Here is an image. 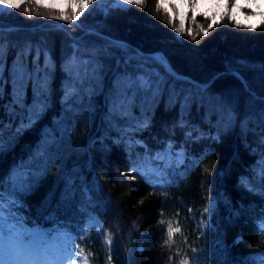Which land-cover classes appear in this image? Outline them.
I'll list each match as a JSON object with an SVG mask.
<instances>
[{
    "label": "trees",
    "instance_id": "obj_1",
    "mask_svg": "<svg viewBox=\"0 0 264 264\" xmlns=\"http://www.w3.org/2000/svg\"><path fill=\"white\" fill-rule=\"evenodd\" d=\"M156 3L146 0L143 8L131 4L107 14L85 11L74 21L56 19L59 11L31 2L0 14L5 142L0 179L16 166L29 171L37 166L31 189L19 196V214L28 226L72 229L75 218L94 213L114 237L110 264H251L253 255L264 254V234L257 227L264 218L258 175L264 166V23L251 29L224 16L208 29L212 21L195 16L181 34ZM26 7L34 9L31 16ZM45 51L55 62L46 78ZM74 53L92 59L89 69L102 66L99 79L83 86L70 81L67 62ZM155 53L183 79L148 56ZM20 64L31 74L23 104L14 103ZM124 73L160 77L168 88L155 98L134 88L126 107L112 112L116 82ZM45 79L41 101L36 85ZM73 84L76 92L66 96ZM173 86L178 93L199 95L182 106L183 95L179 101L169 98ZM39 102L46 104L43 113L17 133ZM227 107L236 120L226 129L220 115ZM169 146L182 150L183 161L163 168L157 182L140 165L145 158L154 163L156 152ZM213 199L215 210L205 213ZM169 224L180 228L171 238ZM90 250L91 264H109V249L99 235L93 234Z\"/></svg>",
    "mask_w": 264,
    "mask_h": 264
},
{
    "label": "snow or ice",
    "instance_id": "obj_2",
    "mask_svg": "<svg viewBox=\"0 0 264 264\" xmlns=\"http://www.w3.org/2000/svg\"><path fill=\"white\" fill-rule=\"evenodd\" d=\"M31 3L35 4L37 8L45 9H54L57 8L58 4H63L64 8L59 9L60 15L54 18L61 19L65 21H74L77 20L90 5L95 4L99 10L104 11L107 14L108 7H122L121 0H30ZM146 0H124L125 4H135L138 7L143 8L145 6ZM185 3L190 4L193 7L200 4L201 2L211 3L216 7H223L225 10L221 12L220 19L222 20L225 15H228V5L230 0H157L156 10L160 11L164 9L166 13H169L168 24L174 29L175 32L183 34L184 29V14H180V26L177 27L174 23L176 19V14L169 11V4L176 3ZM25 3V0H0V13L7 12L12 8L19 9L21 5ZM260 3H264V0H245L244 3H241V0H235L232 3V14L229 16V19L235 18V13L242 7L252 8L253 5L258 6ZM73 8L74 10L69 15L66 11L67 8ZM34 9L25 8V12L31 16ZM39 15V12H36ZM203 15L206 18L212 19L209 16V13H194L192 19L195 20V16ZM218 21L212 19V23L208 24V29H211L215 23ZM238 26H244L251 29H255L258 25L248 24L240 25L237 22ZM208 29H201L205 35L208 34ZM188 35L192 36V39L196 37L192 35L191 29L187 30ZM3 44H0V51H3ZM39 58V53L37 54ZM154 59L158 60L166 69L169 75L174 77L177 80L183 79L172 72L171 67L167 64L166 59L157 54ZM92 59L82 60L75 53L70 57L67 62V68L69 73V79L78 82L83 86L86 80H97L102 74L101 67H92L88 68V65L92 64ZM83 65V67H81ZM55 70V62L52 59L51 55L45 51L44 52V76L45 78L51 75ZM39 69L37 70V79H40ZM26 79L31 81V74L27 72L22 64H20L16 72L14 73V103L23 104L25 88H26ZM191 83V82H189ZM203 86L196 85V88L200 89ZM137 90H147L153 93V96L162 95L163 90L168 88V84L165 80L160 77H157L155 80L152 76L147 73H142L139 75H129L124 73L121 75L120 79L116 82V93L117 96L113 101V106L111 111L116 112L124 109L129 100V93L132 89ZM47 89L46 79L36 85V90L40 92V100H46V97L43 95ZM76 85L73 84L70 91H66L65 95H72L76 92ZM183 95V105L188 106L189 101L194 100L199 93H190L184 95L183 93H178L173 86L170 90V99L175 97L177 101L180 100ZM200 99L203 100V96H200ZM264 103V101H262ZM46 104L39 102L33 105L29 111L27 120L28 123H21V126L16 129L17 133L21 132L24 127L31 126L37 118L43 113ZM261 118L264 119V112H261ZM236 120V113L231 107L223 108L220 115V122L227 129L230 127L233 122ZM143 127H147V122H145ZM245 126H247L245 124ZM216 139L219 136L215 137ZM264 142V141H262ZM170 147L167 150L168 154L171 155ZM5 148V142L2 139V132H0V150ZM178 159H182V154H176ZM34 175L29 170H26L23 166H16L10 169L9 173L0 179V264H76L77 260H82L83 264H88V258L91 253L85 254L82 248H79L76 252L71 251L73 247H76L73 244V241L77 239L70 231L66 228L57 226L55 228H44L38 223H33L32 226H28L26 218L19 214V208L22 207V204L19 200V195L27 192L31 189L32 185L30 183V177ZM259 178L261 182L259 194L264 195V166L260 167ZM242 183L248 188L249 191L255 192L256 188L252 186V183L248 180H242ZM5 186H10L9 190ZM215 200H211L209 204L205 206L204 212L209 213L210 210H215ZM163 223V221H161ZM93 224L97 226L98 231H104V240L103 243L108 246L109 249V264L111 261V250L114 237L107 230L103 229V226L100 222L94 218L89 217V221L85 229L81 230V239L90 238L87 234V228L91 227ZM204 228H207V225H203ZM258 229L261 232H264V218H261L257 224ZM180 228H172L169 224L168 236L169 238L176 232H179ZM167 243V241L165 242ZM194 251V250H193ZM257 264H264V255H261L256 258ZM181 264H188L187 260H182Z\"/></svg>",
    "mask_w": 264,
    "mask_h": 264
},
{
    "label": "rangeland",
    "instance_id": "obj_3",
    "mask_svg": "<svg viewBox=\"0 0 264 264\" xmlns=\"http://www.w3.org/2000/svg\"><path fill=\"white\" fill-rule=\"evenodd\" d=\"M26 2H30V0H25V3ZM234 2H235V0H231L229 2L228 9H227L228 15H225V16L229 17L232 14V3H234ZM244 2H245V0H241V3H244ZM121 4L123 5L122 7H115V8H126L129 5H131V4H125L124 0H121ZM168 7H169V11L171 13L176 14L175 20L178 21L179 26H180V22H181L180 21V14L181 13L184 14V25H183L184 28L186 27V23L188 20L193 21L192 17H193L194 13L207 12V13H209V16L212 17V19H215L218 21L220 19L221 12H223L225 10L222 6L216 7L213 4L207 3V2H201L200 4L196 5L195 7H193L190 4L178 2L176 4H169ZM62 8H64V5L61 3V4H58L57 8H54L52 10L59 11V9H62ZM112 8L113 7H108V10L112 9ZM14 9H16V8H12L9 11L3 12V13H8L10 11H13ZM73 10L74 9L71 7L66 9V11L69 15L72 13ZM90 10L101 11V10H99V8L95 4L90 5L89 8L86 9L85 11H90ZM101 12L105 13L104 11H101ZM197 16H203V15L197 14L196 17ZM212 19H210V20L212 21ZM232 20H234L236 23L239 22V24H241V25H248V24L259 25L261 23H264V3H260L258 6L253 5L252 8H246V7L240 8L239 10L236 11L235 18ZM149 56L156 57L157 55L151 54ZM168 149L169 148H166V149L156 153L154 163L149 158L144 159L143 162L141 163V168L146 170V171L154 172L156 175H160V174L164 175V171H163L162 167L177 166L182 161V159H178V157L176 155L177 153H180V151L175 152V151L170 149L171 155H169L167 152ZM37 170H38V168H37V166H35L32 169L31 173L35 174L37 172ZM31 177H32V175H31ZM31 177H30V183H31ZM157 182H159V180ZM7 188L9 190H11L10 186H7ZM89 217H94L99 221L98 217L95 214L90 213L85 218L84 221H81L78 218H75L74 227L72 228V230H68L74 236L77 237V239H75L73 241V244L76 246V247H73L71 249V251H73V252H76L79 248H82L84 250L85 254L90 253L89 245L91 242V236L93 234L100 235L102 242L104 240V235H105L104 231H98L97 226L95 224H93L91 227L87 228V234H88V237H90V238H87V237L84 239L80 238L81 237V230L85 229V227L87 226L88 221H89ZM104 245L107 246L106 244H104ZM257 257H259V256H256L255 258H257ZM252 259L254 260V258H252ZM76 264H83V262H82V260H77ZM88 264H91L90 263V255L88 258ZM255 264H257V260H255Z\"/></svg>",
    "mask_w": 264,
    "mask_h": 264
},
{
    "label": "water",
    "instance_id": "obj_4",
    "mask_svg": "<svg viewBox=\"0 0 264 264\" xmlns=\"http://www.w3.org/2000/svg\"><path fill=\"white\" fill-rule=\"evenodd\" d=\"M156 55L158 54V53H155ZM148 55H150V54H148Z\"/></svg>",
    "mask_w": 264,
    "mask_h": 264
}]
</instances>
